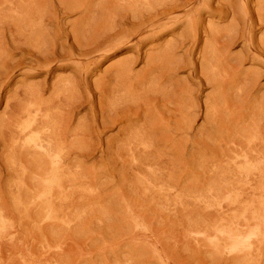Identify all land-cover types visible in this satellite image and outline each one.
Returning a JSON list of instances; mask_svg holds the SVG:
<instances>
[{
  "label": "rangeland",
  "instance_id": "1",
  "mask_svg": "<svg viewBox=\"0 0 264 264\" xmlns=\"http://www.w3.org/2000/svg\"><path fill=\"white\" fill-rule=\"evenodd\" d=\"M263 235L264 0H0V264H264Z\"/></svg>",
  "mask_w": 264,
  "mask_h": 264
},
{
  "label": "bare ground",
  "instance_id": "2",
  "mask_svg": "<svg viewBox=\"0 0 264 264\" xmlns=\"http://www.w3.org/2000/svg\"><path fill=\"white\" fill-rule=\"evenodd\" d=\"M25 7H26V5H25ZM256 232V231H255ZM224 233V232H223ZM226 233H228V232H226ZM256 234V233H255ZM256 235H258V234H256ZM262 235V234H261ZM229 236V235H228ZM264 236V235H263ZM243 237V236H242ZM253 237V236H252ZM234 238V237H233ZM245 238V237H244ZM244 238H243V241H244ZM241 239V238H240ZM232 240H234L235 241V238L234 239H232ZM213 241V240H212ZM238 241V240H237ZM240 242V241H239ZM264 245V244H263ZM213 248H215L214 246H213ZM256 248V247H255ZM264 248V247H263ZM249 250H252V249H254V244H251L250 246H249V248H248ZM256 249H258V248H256ZM261 249V248H260ZM237 252V248H234L232 251H231V253H236ZM256 252V251H255ZM254 255V254H253Z\"/></svg>",
  "mask_w": 264,
  "mask_h": 264
}]
</instances>
